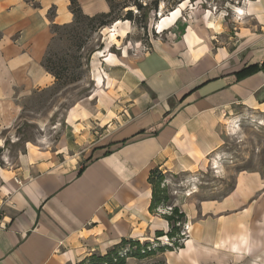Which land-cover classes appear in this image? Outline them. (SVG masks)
<instances>
[{
    "label": "crops",
    "instance_id": "obj_1",
    "mask_svg": "<svg viewBox=\"0 0 264 264\" xmlns=\"http://www.w3.org/2000/svg\"><path fill=\"white\" fill-rule=\"evenodd\" d=\"M78 2L89 16L110 11L107 0ZM183 4L146 52L97 57L94 90L66 113L74 147L64 137L56 149L28 147L0 167V264H74L123 238L167 232L168 221L149 210L156 167L189 225L184 246L161 254L164 264H264L262 171H238L220 198L179 196L171 179L204 172L246 115L264 118V0L249 1L254 25L226 42L221 16L198 5L180 14ZM73 19L70 0H0V133L20 120L22 98L54 84L43 63L52 26Z\"/></svg>",
    "mask_w": 264,
    "mask_h": 264
},
{
    "label": "rangeland",
    "instance_id": "obj_2",
    "mask_svg": "<svg viewBox=\"0 0 264 264\" xmlns=\"http://www.w3.org/2000/svg\"><path fill=\"white\" fill-rule=\"evenodd\" d=\"M151 1L139 0L143 5L150 4ZM249 1L252 0H185L177 7L184 3L180 7V14L185 5H198L201 6V14H209L213 19L214 16H221L227 27L224 33L226 42L230 37L236 36L239 26L254 25V17L246 10ZM172 2L160 1L159 9L155 11L150 6L139 10L132 0L128 7L116 9L115 16L120 18L117 21H121L116 31L114 26L117 21L104 27H99L98 22H94L88 27L77 29L81 47L70 39L66 30L60 29L52 44V51L59 57L69 55L72 64H78L76 72L80 79L61 87L57 85L36 90L21 99L23 111L20 120L13 129L0 133V167L12 166L28 147L56 149L64 137L74 147L72 141H75V137L65 121L66 113L77 101L94 90L92 74L94 63L98 62L97 57L104 51L107 54L108 51L116 53L132 48L135 53L141 54L149 50L152 39L164 38L167 33V30L162 31L160 23L170 13L168 9ZM240 7L244 14L238 12ZM130 9L133 10V20L125 19ZM137 43L139 47L136 48ZM209 160L210 165L204 172L192 176L182 173L171 177L180 191L177 195L187 196V193L196 192L199 199L220 198L232 188L238 171L256 169L264 173V118L246 115L240 121V126L225 139L222 150L210 156ZM85 161L82 158L80 164ZM171 194L173 196V189ZM155 240L153 238L149 242L154 243ZM165 240L162 239L160 243ZM162 260L160 254L153 264H162Z\"/></svg>",
    "mask_w": 264,
    "mask_h": 264
},
{
    "label": "trees",
    "instance_id": "obj_3",
    "mask_svg": "<svg viewBox=\"0 0 264 264\" xmlns=\"http://www.w3.org/2000/svg\"><path fill=\"white\" fill-rule=\"evenodd\" d=\"M110 5V11L98 13L93 16L84 14L78 0H70V9L74 15V19L68 24H53L52 30L54 33L52 42L50 43L47 53L44 58V66L48 72H50L55 82L52 86H62L64 84L72 83L80 79V75L77 74L78 64L74 66L72 59L69 55L57 56L52 51V44L60 29L68 32L71 40H75V44L81 47L78 40L79 31L77 29H83L88 25L98 22L99 27H104L112 22L119 20V17L115 16V11L118 7L126 8L130 5L132 0H107ZM160 1L166 0H152L150 4L143 5L139 0H134V5L137 8L143 9L150 6L153 10L158 11ZM170 3V9L168 13L175 9L180 3L185 0H172ZM125 19L133 20V10H128ZM80 41V40H79ZM79 43V44H78ZM78 60V59H77ZM51 86V87H52ZM168 174H166L159 167L153 168L150 171L148 182L152 186V200L149 207L151 213L160 214L169 223V230L167 232L157 231L155 242L145 241L142 242L138 239L123 238L118 244H115L106 254H96L86 256L79 262L74 264H127L129 258L147 259L154 255L162 254L169 250H178L184 246L185 240L188 238L182 234V225L186 222V214L184 211L175 204L174 197L171 192V185L168 184ZM167 207H172L169 213L162 212ZM159 238H167V242L160 243ZM162 264L164 262L162 261Z\"/></svg>",
    "mask_w": 264,
    "mask_h": 264
},
{
    "label": "built area",
    "instance_id": "obj_4",
    "mask_svg": "<svg viewBox=\"0 0 264 264\" xmlns=\"http://www.w3.org/2000/svg\"><path fill=\"white\" fill-rule=\"evenodd\" d=\"M4 203L5 201L0 202V230L5 227V216H4V210H3ZM171 209L172 207H167L166 209L162 210V212L169 213ZM181 233L186 235L187 237L189 236V225L187 222L183 223ZM162 239H166L165 242H167V238H159L160 241H162Z\"/></svg>",
    "mask_w": 264,
    "mask_h": 264
},
{
    "label": "bare ground",
    "instance_id": "obj_5",
    "mask_svg": "<svg viewBox=\"0 0 264 264\" xmlns=\"http://www.w3.org/2000/svg\"><path fill=\"white\" fill-rule=\"evenodd\" d=\"M238 12L240 13V14H244V10H243V8H238ZM161 16H163V15H161Z\"/></svg>",
    "mask_w": 264,
    "mask_h": 264
}]
</instances>
